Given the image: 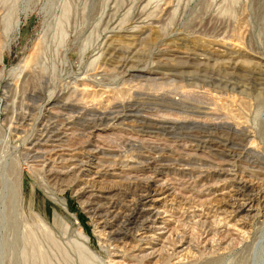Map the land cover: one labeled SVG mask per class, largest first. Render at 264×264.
Here are the masks:
<instances>
[{
    "label": "rangeland",
    "instance_id": "obj_1",
    "mask_svg": "<svg viewBox=\"0 0 264 264\" xmlns=\"http://www.w3.org/2000/svg\"><path fill=\"white\" fill-rule=\"evenodd\" d=\"M137 24L145 29L124 33ZM151 28L158 37L146 39ZM42 76L53 89L81 80L64 93L78 90L67 112L51 111L43 129L35 113L9 132L12 90ZM40 150L46 159L79 156L83 169L101 162L102 174L93 166L88 177L47 180L32 173L40 160L21 157ZM250 151L264 154V0H0V264H137L113 249L108 212L130 213L147 178L179 205L166 204L174 217L160 239L165 264H264V161ZM229 162L255 200L241 224L229 213L237 182L217 178ZM95 192L110 205H87ZM179 238L186 256L169 251Z\"/></svg>",
    "mask_w": 264,
    "mask_h": 264
},
{
    "label": "bare ground",
    "instance_id": "obj_2",
    "mask_svg": "<svg viewBox=\"0 0 264 264\" xmlns=\"http://www.w3.org/2000/svg\"><path fill=\"white\" fill-rule=\"evenodd\" d=\"M137 25H136V27L130 28L128 30H125L124 33L125 34H132L133 33L134 34V31H137L138 29H141V30L145 29L144 26H142V28H141V27H139V25L138 26ZM140 25H142V24L140 23ZM157 28H151L148 31V33H147L148 36H147L146 39H149V38L151 39V37H153V36L154 37H158L159 30ZM115 29H117V28L116 27L112 28L109 32H107V34H108L107 36L108 37L106 36L105 41L103 40V43L100 42L101 46L105 45L104 43H106V40L109 39L111 37V35L115 33ZM125 34H123V35L125 36ZM121 35H122V33H121ZM111 40H113V39H111ZM107 45H109V42H108ZM99 53H100V55L99 56L96 55V58H95L96 59L95 61H97V62H98V60H100L102 58V54H103L101 51ZM63 59H64V57L62 58V60ZM24 68H26L25 64H24V67L20 68L19 74L24 72ZM47 80H45V78L43 76L42 77H38L35 80L36 84H33V86L27 87V86H25L26 84L25 85L22 84L18 89L14 87L15 88L14 90L10 89L9 85H11V84L6 80L4 88L8 89L9 91L12 90V93H13L12 94L13 98H12L10 104L8 106L6 105L8 108H5V110H7V109L9 110L8 113L10 115V118L7 121L8 125H9L8 126V131L9 132H13V133L15 132V134L18 133V129H16L17 125L15 124V122H17L19 120L21 122V125H25L26 123H29V122L32 121V118L35 116L34 115L35 113H36L35 117H37L38 122H39L38 125H39V127L42 128L43 126H41L40 124L45 119V116H47V115L49 116L50 115L51 111H55V112H59L60 111L61 113L63 111L67 112L66 108H68L69 103L72 102L70 100V95H75L78 90L76 91V90L73 89L72 92L68 95V97L66 96V94L64 95V93H65V91H67V90H69L71 88L70 87L71 85H73L75 87L76 83L81 81V80L74 79L72 81L73 83H70L69 80H68V82L66 83V86H60L59 88L57 87V88H54V89L52 87L50 88V86H52V84H51L52 82H50V80H49V82H50V85H49V82ZM55 81L57 82V80H55ZM46 87L50 88V90H48L47 92H45ZM83 87H86V86L83 85ZM83 90H82V92H83ZM19 99H20V101H19V104L17 105L16 100H19ZM39 101H41V104L37 105V103ZM70 107H72V106H70ZM59 116H61V115H59ZM12 124L14 125L13 127H12ZM26 125L29 126V124H26ZM56 129H58V128H56ZM34 131L37 132L36 130H34ZM47 131H48V129H47ZM241 132H243V131H241ZM69 133H71V132H69ZM238 133H240V132H238ZM42 134H43V132H42ZM245 135H247V134H245ZM97 137H98V135H97ZM33 138H35V137H33ZM27 140H28V138H27ZM67 140H69V138ZM154 140L155 139H153V141ZM32 142H33V140H31V141H29L27 143L28 145H30V147H28V150H29V148H31V150H32V147H34V143H32ZM26 146L27 145H24V147H26ZM35 147H37L36 144H35ZM51 149H53V148H51ZM61 149H64V148L62 147ZM96 149H97V147H96ZM41 151L42 150H40L38 152V155L36 157H31V158H30V156H28L29 152L27 153V151H26L25 155H21V157H22L23 163H25V164L28 163V159H32L33 158V160L36 159V161L40 160L39 164H41V165H39V169L38 170H32V173L43 175L45 177V179H47V180L55 181V180H57L59 178H64V177H67L69 175L73 176L74 174L80 175L81 173H85L86 175H84V176L88 177L90 175V173L92 172L91 169H92L93 166H94L93 169H95V174L96 175L102 174L100 172L101 170H99V168L100 169H102V168L98 165L99 163L101 164V162L97 161L99 159L101 160V157L98 158V159L95 157V161H97V162L95 164H93L92 167H89V169H83V166H81V165L77 166V163L76 164L73 163V162H76L75 160H77L79 156H75L73 154L66 155L63 152H60V153H63V154H61V155H58V154L57 155H52L49 159L48 158L46 159V158H44V155H42ZM45 151H47V150H45ZM53 151H55V150L53 149ZM92 151L93 150L89 151V153H91ZM74 152L72 151L71 153H74ZM93 152H96V151L94 150ZM23 154H24V152H23ZM100 154H103V153H100ZM250 154L254 155L255 158H258L259 160H263L264 161V158H262V157H264V154H261V153L256 152V151H250ZM97 155H99V154H97ZM32 156H34V155H32ZM65 157H68V159H64ZM103 163H105V162H103ZM14 164L16 165V168H17V178H16V183H15V191H16L17 198L19 199L20 198V193H21V171H19V167H18L19 165L16 162ZM166 167H168V166L166 165ZM166 167L164 166L163 168L160 169L161 173L162 172H166V170H167ZM158 168H160V166ZM237 168L238 167H236L233 163H230V162L227 163V164H221V168L218 170V173H217V178H224L225 180L231 178L232 180H234V182H237L236 183L237 186H238L237 192L239 193L240 197L238 196L239 197L238 199L237 198L233 199V200L230 199L232 201V205L230 207L231 211L229 213H230L231 216H233L235 218H236V216H239V220H238V223H239V221L242 218V216L244 218H246V219H248L249 217L251 218V213L253 211V205H254L253 202L255 200L253 199L252 196H247L246 192H249L248 190H249V187L251 186V183H249V181H243V179L240 177L241 175L240 176L238 175V172H240V170L237 169ZM213 170H215V169H213ZM239 174H241V172ZM106 175H108V174L104 173V176H106ZM112 177H114V175ZM115 177H117V176H115ZM149 180H150V178H147L145 180V182L143 183V186H141L140 194L136 197V199L133 200V201L128 202L131 205V207H132L130 213H128V214L126 213L125 214L124 212H122L123 209L121 210L122 213L118 212L120 210H118V211H113L112 210V212H110V211L108 212V209L110 210L113 207H111V208L107 207L106 208L107 212L110 213V215H111L110 216L111 217V223L110 224L114 225L107 232V237L109 238L110 243L114 244L113 249L118 250L117 247L118 246H120V247L122 246L123 249H125L124 252L125 251L129 252V255H130L129 256V261H137L140 264H144L147 261H150L151 259L154 260V258H157L158 260H160V262L165 264L167 262V258L169 257V255H167V252H168L167 246L169 247V245L165 246L164 245V241L161 242L160 239L162 238V236L165 233H168L167 232L168 231V225L170 223L169 220H170V218L174 217L172 212L167 210L168 207L166 208V204L169 203L171 206H175L176 209H178L177 208L178 202L175 201L174 199H172L170 197L171 195H166L165 197L160 198V195H162V194H158L157 190H154L153 188H151V186L148 185ZM89 187H91V185L90 186H86L82 190L85 191ZM165 192H167V191H165ZM84 194L87 195V193H85V192H84ZM104 194L105 193H103V195H100V194H96V192H95V194L92 193V195H88L86 204L87 205H90V204H95L96 205V204H98L97 202H99L97 200H100V201H105V202L108 203V205H110L112 197L105 196ZM170 194H171V192H170ZM248 194H250V193H248ZM130 199H132V198H130ZM126 200L129 201V199H126ZM125 201H124V204H125ZM182 201H183V199H182ZM93 202H95V203H93ZM60 203H61L62 206H64L63 202H60ZM128 203H127V205H128ZM178 207H179V205H178ZM102 208L103 207H101L100 205H97V207H96V209L98 211H101ZM169 208H172V207H169ZM214 208H215V206H214ZM216 212H217V210H216ZM226 216H227V212H226ZM228 217H229V215H228ZM244 218H243V221H244ZM230 219H231V217H230ZM240 224H241V221H240ZM104 226H106V224H103V227H102L103 230L105 229ZM107 230H108V228H107ZM77 233H78V235L80 237V238L79 237L78 238L83 243H86L87 242V238L83 235V233H80V232H77ZM27 238H29V237H27ZM175 243L176 244L174 246H171L170 249H169V251L171 250L170 252L172 254L174 253V255H181V257H182L183 254H185V253L190 251L188 249V245L185 243V240H183L182 238H179L178 240H176ZM123 244H124V246H123ZM154 244H157V245H154ZM157 246H158V249H156ZM84 251H86V250H84ZM84 251L82 249L83 253H84ZM91 253H90V255H92ZM171 253H170V257H172ZM87 255L89 256V254H87ZM183 256H186V254L183 255ZM91 257H93V256H91ZM115 261H118V260H115Z\"/></svg>",
    "mask_w": 264,
    "mask_h": 264
}]
</instances>
